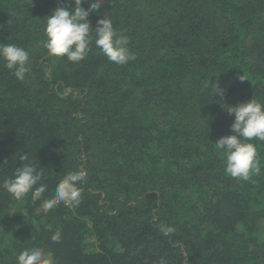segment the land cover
Listing matches in <instances>:
<instances>
[{"label": "trees", "instance_id": "trees-1", "mask_svg": "<svg viewBox=\"0 0 264 264\" xmlns=\"http://www.w3.org/2000/svg\"><path fill=\"white\" fill-rule=\"evenodd\" d=\"M66 5L0 0V43L30 68L18 81L0 61V185L27 153L47 186L35 202L0 187V264L30 247L56 264H264V142L246 181L214 144L232 134L224 105L264 102V0H103L88 19L127 37L125 65L94 42L79 63L47 55L43 19ZM81 169L80 204L45 211Z\"/></svg>", "mask_w": 264, "mask_h": 264}, {"label": "clouds", "instance_id": "clouds-1", "mask_svg": "<svg viewBox=\"0 0 264 264\" xmlns=\"http://www.w3.org/2000/svg\"><path fill=\"white\" fill-rule=\"evenodd\" d=\"M84 0H67L68 5L54 8L44 18L43 47L50 58H66L71 63L84 60L91 51L93 42L97 49L116 65H125L135 60V55L128 50V39L117 36L112 20L104 14L98 19L95 28L88 19L91 13L97 12L103 0H91L89 7H82ZM0 61L12 72L18 81H24L29 73V52L15 44L0 43ZM242 80V77H239ZM214 96L219 102L225 98V89L216 85ZM225 110L233 116L230 125L231 135L220 137L214 144L225 158V172L234 179L248 180L252 174H259L256 146L252 140L264 142V102L257 99L226 106ZM21 165L13 176L5 179L0 185L15 201H21L31 192L33 201L41 200L47 186L40 184L41 173L29 159L27 153L19 156ZM86 182V172L78 170L66 174L57 184L55 195L44 199L41 207L47 211L60 203L68 207H76L81 202L82 188L79 184ZM167 235L173 228H162ZM52 243L60 241V233L51 237ZM16 264H56L50 251L42 247L25 248L16 257Z\"/></svg>", "mask_w": 264, "mask_h": 264}, {"label": "rangeland", "instance_id": "rangeland-1", "mask_svg": "<svg viewBox=\"0 0 264 264\" xmlns=\"http://www.w3.org/2000/svg\"><path fill=\"white\" fill-rule=\"evenodd\" d=\"M91 248V247H90Z\"/></svg>", "mask_w": 264, "mask_h": 264}]
</instances>
